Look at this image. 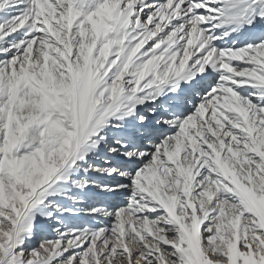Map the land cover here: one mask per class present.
Listing matches in <instances>:
<instances>
[{
    "label": "snow or ice",
    "instance_id": "snow-or-ice-1",
    "mask_svg": "<svg viewBox=\"0 0 264 264\" xmlns=\"http://www.w3.org/2000/svg\"><path fill=\"white\" fill-rule=\"evenodd\" d=\"M0 264H264V0H0Z\"/></svg>",
    "mask_w": 264,
    "mask_h": 264
}]
</instances>
